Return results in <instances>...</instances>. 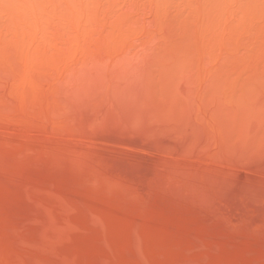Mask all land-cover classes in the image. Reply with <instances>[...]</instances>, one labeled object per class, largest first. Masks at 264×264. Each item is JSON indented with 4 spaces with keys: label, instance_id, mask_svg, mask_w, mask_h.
I'll list each match as a JSON object with an SVG mask.
<instances>
[{
    "label": "rangeland",
    "instance_id": "1",
    "mask_svg": "<svg viewBox=\"0 0 264 264\" xmlns=\"http://www.w3.org/2000/svg\"><path fill=\"white\" fill-rule=\"evenodd\" d=\"M0 264H264V0H0Z\"/></svg>",
    "mask_w": 264,
    "mask_h": 264
}]
</instances>
